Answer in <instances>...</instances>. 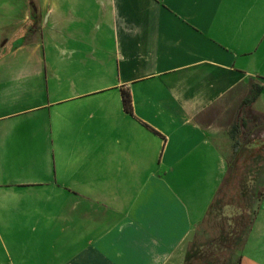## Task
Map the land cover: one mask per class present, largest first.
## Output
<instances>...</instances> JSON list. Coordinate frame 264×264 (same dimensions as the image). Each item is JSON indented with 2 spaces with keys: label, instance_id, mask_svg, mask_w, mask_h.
I'll return each mask as SVG.
<instances>
[{
  "label": "crops",
  "instance_id": "crops-1",
  "mask_svg": "<svg viewBox=\"0 0 264 264\" xmlns=\"http://www.w3.org/2000/svg\"><path fill=\"white\" fill-rule=\"evenodd\" d=\"M33 1L0 13L8 264H186L264 115V0ZM237 259L264 264V194Z\"/></svg>",
  "mask_w": 264,
  "mask_h": 264
},
{
  "label": "trees",
  "instance_id": "trees-1",
  "mask_svg": "<svg viewBox=\"0 0 264 264\" xmlns=\"http://www.w3.org/2000/svg\"><path fill=\"white\" fill-rule=\"evenodd\" d=\"M30 5L34 15L36 7ZM261 91L256 87L242 108H250ZM122 96L124 109L131 114L130 95L123 92ZM259 126L264 128V115L245 113L232 127L229 135L233 156L204 219V223L225 221L226 228L221 227L216 238L206 240L200 247L193 245L186 264H240L238 253L264 194V137L249 138Z\"/></svg>",
  "mask_w": 264,
  "mask_h": 264
},
{
  "label": "rangeland",
  "instance_id": "rangeland-1",
  "mask_svg": "<svg viewBox=\"0 0 264 264\" xmlns=\"http://www.w3.org/2000/svg\"><path fill=\"white\" fill-rule=\"evenodd\" d=\"M31 3L34 4L35 2L33 0H0V13H24V11L26 10L28 11L27 13H31L32 11L31 5H30ZM82 8H83V5L80 9ZM64 9L67 10L66 13H71V11L67 9V7ZM253 137H260V138L264 137L263 126L256 127L251 132V134L249 135V138L251 139ZM232 156H233V150L228 157V161L232 159ZM221 227L226 228L225 221L221 222L217 220V221H211L209 223H204L203 226L201 227L199 241L204 243L206 240L216 238L218 236V233ZM4 238L5 236H4L3 225L0 222V264H8V260L6 259V256H7L6 252L8 249H10V244L4 242Z\"/></svg>",
  "mask_w": 264,
  "mask_h": 264
}]
</instances>
